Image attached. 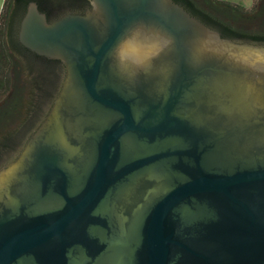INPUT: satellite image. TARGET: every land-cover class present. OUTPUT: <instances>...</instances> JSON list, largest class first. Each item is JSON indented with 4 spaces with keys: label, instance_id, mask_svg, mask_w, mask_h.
<instances>
[{
    "label": "water",
    "instance_id": "1",
    "mask_svg": "<svg viewBox=\"0 0 264 264\" xmlns=\"http://www.w3.org/2000/svg\"><path fill=\"white\" fill-rule=\"evenodd\" d=\"M90 1L21 19L65 75L0 155V264H264V74L174 0Z\"/></svg>",
    "mask_w": 264,
    "mask_h": 264
},
{
    "label": "trees",
    "instance_id": "2",
    "mask_svg": "<svg viewBox=\"0 0 264 264\" xmlns=\"http://www.w3.org/2000/svg\"><path fill=\"white\" fill-rule=\"evenodd\" d=\"M63 1L10 0L5 15L0 17V122L5 121L9 113L7 104L11 100H17V111L20 113L18 121L10 128H8V123L0 124V155L7 149L18 145L19 139H23L26 132L21 128L28 124H31L32 128V125L37 122L36 118L38 115L41 116L43 105L53 98L59 82L58 61L36 56L25 48L17 38L19 23L30 2H35L41 11L51 16L62 6ZM174 1L184 5L203 23L217 27L224 35L264 42V29L241 26L235 18L220 14L213 7L214 5L226 7L238 11L245 17L256 16L262 15L261 8L264 0H260L261 4L251 14L245 13L235 5L218 0ZM209 3L212 6H208ZM19 121L21 124L18 125Z\"/></svg>",
    "mask_w": 264,
    "mask_h": 264
},
{
    "label": "clouds",
    "instance_id": "3",
    "mask_svg": "<svg viewBox=\"0 0 264 264\" xmlns=\"http://www.w3.org/2000/svg\"><path fill=\"white\" fill-rule=\"evenodd\" d=\"M259 0H232V3L241 8L245 13H253L258 5ZM10 0H0V17L5 15L6 8L9 6ZM134 34H139V30H134ZM157 41V51L149 59H155L160 52L167 48L172 40L166 35L155 32ZM222 39V46L219 48H209L205 44H201L195 49V53L203 56L224 57L228 62L237 65L243 69L254 73L264 74V43L255 41H237ZM120 44L115 54L119 52ZM123 60V57H119Z\"/></svg>",
    "mask_w": 264,
    "mask_h": 264
},
{
    "label": "flooded vegetation",
    "instance_id": "4",
    "mask_svg": "<svg viewBox=\"0 0 264 264\" xmlns=\"http://www.w3.org/2000/svg\"><path fill=\"white\" fill-rule=\"evenodd\" d=\"M176 2V1H175ZM178 4H180V3H178ZM181 6H183L184 7V5H182V4H180ZM38 6V5H37ZM92 5H91V1L90 0H64L63 1V4H62V6H60V8L58 9V10H56L55 12H53L52 13V15L51 16H49V15H47L45 12H43V11H41L40 9V11L41 12H43L45 15H46V17H47V19H48V21H53V20H55V19H57V18H59L61 15H64V14H67V13H83V12H85L86 10H88L90 7H91ZM39 8V7H38ZM27 9V8H26ZM184 9H186L185 7H184ZM187 10V9H186ZM188 11V10H187ZM26 12V11H25ZM189 12V11H188ZM190 13V12H189ZM191 14V13H190ZM192 15V14H191ZM194 16V15H193ZM195 17V16H194ZM23 18V17H22ZM195 18H197V17H195ZM198 20H200L201 21V19H199V18H197ZM21 22V21H20ZM202 22V21H201ZM203 23V22H202ZM205 24V23H204ZM205 25H207V24H205ZM208 26V25H207ZM19 27H20V23H19ZM209 27H211L212 29H214V30H216L217 32H219L220 33V35L222 36V37H225V38H229V39H231V40H237V41H254V40H251V39H246V38H235V37H230V36H227V35H224V34H222L221 33V31L217 28V27H213V26H209ZM18 32H19V29H18ZM17 38H18V34H17ZM18 41H19V38H18ZM255 42H258V43H264L263 41H255ZM29 50V49H28ZM30 52H32L31 50H29ZM32 53H34V52H32ZM36 56H39V57H43V58H46V59H49V60H54V61H58V70L59 71H57V74L58 73H60L59 75H58V80H59V82L57 83V86H56V90H55V92H54V95H53V98L50 100V104H49V106L52 104V102H53V100H54V98H55V96H56V94L58 93V90H59V88L61 87V84H62V81H63V79H64V75H65V66H64V64L60 61V60H58V59H50V58H47V57H45V56H41V55H38V54H36V53H34ZM49 108V107H48ZM47 112V110H45V112H43V114H42V116H40L39 118H38V120H37V124L36 125H34V128H32V129H30V131H27L26 133H25V135H24V137H23V140L21 141V145L18 147V150H21L22 148H23V146H24V144H25V142H26V140L28 139V137L30 136V134L36 129V127L40 124V122L43 120V118L45 117V115L47 114L46 113Z\"/></svg>",
    "mask_w": 264,
    "mask_h": 264
},
{
    "label": "rangeland",
    "instance_id": "5",
    "mask_svg": "<svg viewBox=\"0 0 264 264\" xmlns=\"http://www.w3.org/2000/svg\"><path fill=\"white\" fill-rule=\"evenodd\" d=\"M218 1L225 2V3L230 4V5H234L232 3V0H218ZM260 4H261V2L259 0L258 5H260ZM207 5L212 6L210 3ZM258 5H257V7H259ZM213 7L215 8L216 12L223 14V15H226V16H229V17H232V18H235L236 19L235 21L238 24H240L241 26H251L253 28H259L260 30L264 29V5L261 8L262 15L248 16V17L241 15V13H239L238 11L228 9L226 7L217 6V5H214ZM16 101L17 100H11L7 104V108L9 110V113L5 119L6 122L5 121L0 122V124H3V125L8 123V126H9L8 128H10V126H13V124L16 123L18 121V119L20 118V113L17 111L18 105H17ZM17 124L19 125V124H21V122L19 121Z\"/></svg>",
    "mask_w": 264,
    "mask_h": 264
}]
</instances>
